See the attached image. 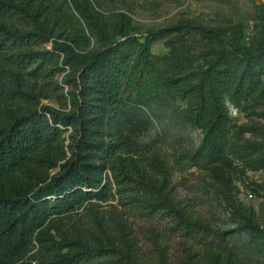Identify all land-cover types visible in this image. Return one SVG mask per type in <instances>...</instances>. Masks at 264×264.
Here are the masks:
<instances>
[{"label":"trees","instance_id":"trees-1","mask_svg":"<svg viewBox=\"0 0 264 264\" xmlns=\"http://www.w3.org/2000/svg\"><path fill=\"white\" fill-rule=\"evenodd\" d=\"M256 11L264 21V3ZM16 15L22 27L32 21L49 28L43 34L11 33L7 21ZM127 21L125 14L103 12L90 0H0V264H30L24 259L49 219L106 201L112 184L125 182L121 173L112 180L108 175L126 148L111 124L133 102L166 97L201 132L194 152L178 159L185 169L215 162L229 150L226 102L237 106L254 90L264 74L261 51L235 46L209 65L202 81L188 84V57L176 56L161 69L151 47L170 30L191 33L195 27L184 21L134 35ZM40 42L51 47L22 51ZM11 50L25 67L34 63L29 75L45 80L37 91L2 83L1 67L17 62ZM56 74L63 75L61 83L53 81ZM48 90L60 108L42 103ZM33 165L54 171L34 185L25 177ZM180 223L187 232L211 235L208 227L182 218ZM242 224L264 244L259 226L250 219ZM57 245L46 240L47 249ZM91 254L80 250L54 264H79Z\"/></svg>","mask_w":264,"mask_h":264},{"label":"rangeland","instance_id":"rangeland-1","mask_svg":"<svg viewBox=\"0 0 264 264\" xmlns=\"http://www.w3.org/2000/svg\"><path fill=\"white\" fill-rule=\"evenodd\" d=\"M90 1L103 12L125 14L134 35L184 21L193 25L191 33L170 30L157 36L151 47L161 69L176 56L188 57V84L202 81L209 65L235 46L261 51L264 64V21L256 11L264 0ZM17 17L7 21L11 33L43 34L49 28L32 21L22 27ZM200 28L210 31L202 34ZM50 47L40 42L22 51ZM10 53L17 62L1 67L2 83L30 91L44 85L45 80L28 74L34 63L25 67L17 52ZM62 76L54 75L53 81L61 83ZM47 95L42 103L60 108L55 93L48 90ZM226 109L229 150L215 162L185 169L178 159L194 152L201 132L166 97L131 103L111 124L126 148L108 175L112 180L121 173L125 182L113 183L106 201L49 219L24 261L54 264L63 255L89 249L91 257L79 264H264L263 241L240 226L250 219L264 235V74L239 105L227 101ZM53 171L33 165L26 181L35 185ZM248 192L253 199L246 197ZM179 218L208 227L211 235L187 232L184 224H176ZM45 239L59 245L47 249Z\"/></svg>","mask_w":264,"mask_h":264},{"label":"built area","instance_id":"built-area-1","mask_svg":"<svg viewBox=\"0 0 264 264\" xmlns=\"http://www.w3.org/2000/svg\"><path fill=\"white\" fill-rule=\"evenodd\" d=\"M246 197L248 199H253L254 198V194L252 192H248L247 195H246Z\"/></svg>","mask_w":264,"mask_h":264}]
</instances>
